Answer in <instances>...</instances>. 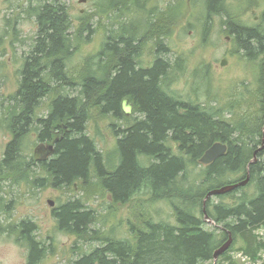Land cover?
Wrapping results in <instances>:
<instances>
[{
	"label": "trees",
	"instance_id": "1",
	"mask_svg": "<svg viewBox=\"0 0 264 264\" xmlns=\"http://www.w3.org/2000/svg\"><path fill=\"white\" fill-rule=\"evenodd\" d=\"M28 3L38 29L19 72L18 90L2 114L10 141L0 161V181L10 174L15 183L29 182L35 189L83 192L80 199L54 208L52 217L60 233L75 237L83 246L99 245L67 264H214V253L230 236L233 244L216 264H244L233 258L234 252L251 258L264 252L263 75L257 92L249 94L251 101L231 103L228 97L212 95H205L204 101L196 96L195 101H181L168 90L165 59L156 58L150 69L137 64L148 39L156 40L159 54L165 50L161 40L165 20L154 22L149 17L152 23L143 34L138 32L143 27H126L121 36L108 39L96 56L84 60L77 83L69 63L90 39V24L72 32L67 8L59 0ZM208 3L215 10L219 1ZM109 4L100 9L108 10ZM235 31L249 56L264 55V12L252 29ZM177 67L182 69L178 61ZM79 86V94L71 95ZM126 97L140 118L124 117L127 127L115 130L114 164L110 153L107 162L98 151L86 132L87 123L96 109L102 117L114 114L121 119L120 104ZM45 99H50L49 111L40 116L37 112ZM253 101L258 114L252 118ZM244 104L248 111H243ZM216 143L227 146L225 155L210 165L200 164ZM50 146L47 159H37V152ZM197 167L196 174L191 168ZM248 177L246 186L207 199L211 191ZM99 189L117 205L136 204L131 241L104 234L97 226L102 224L100 216L83 197ZM162 202L171 209L168 220L155 208ZM37 231L29 220L10 230V238L27 251L26 264H42L48 255H55L54 244L40 240Z\"/></svg>",
	"mask_w": 264,
	"mask_h": 264
},
{
	"label": "rangeland",
	"instance_id": "2",
	"mask_svg": "<svg viewBox=\"0 0 264 264\" xmlns=\"http://www.w3.org/2000/svg\"><path fill=\"white\" fill-rule=\"evenodd\" d=\"M59 2L67 8L73 26L72 32L81 28L85 22L89 23L91 28L90 39L80 47L69 63L72 75L78 79L77 83L81 81L79 72L84 65V60L101 52L108 39L117 38L119 34L126 31V27L130 29L134 27V30L143 27L142 30L138 31L140 35L143 34L147 30L145 26L152 21L149 19L151 17L149 12L151 11L156 16L164 14L166 16L169 10L167 11L165 6L172 4L171 10L174 17L179 10L177 0H116L115 6L112 5L106 11L100 9V6L109 4L108 0H85L84 2L83 0H59ZM35 5L36 3L33 6ZM31 7L28 0H0V161L3 158L5 147L10 141L8 132L1 124V118L4 117L2 114L9 98L18 90L21 78L19 72L22 69L24 57L31 51L37 35V23L31 13ZM262 10L258 9L256 15L260 14ZM181 11L179 19L174 17L175 22L171 29L172 36L169 33L165 42L169 43L173 53L179 54L178 57L173 55L174 62L178 60L180 63L181 53L186 55L188 70L178 73L171 72L170 76L173 82L170 85L171 91L168 89L169 92L174 93L184 102H190L196 97L200 101H204L206 88L208 85L212 86L211 78H202L205 77L206 69L214 74L213 93L223 98L228 97L226 101L229 100L234 103V94H240L246 87L255 92L256 74L253 73L251 64L246 62L238 66L232 63L233 59L231 58L227 59L228 62L225 66H222L223 58L217 56L218 54L209 55L206 47L205 49L196 46V32L191 24L193 22L191 12L182 9ZM215 40L217 42L216 47L227 48L225 34L222 31L215 35ZM147 47L146 54L140 62L143 61L149 65L159 57V54L154 52L150 40ZM141 67L146 66L141 65ZM174 70L176 71V67ZM79 89L80 86L75 87L73 92L67 91L66 93L75 96L79 94ZM194 91H197L196 94ZM244 100L251 101L252 98L249 95ZM247 104H244L243 111H248ZM49 106L50 99H45L38 110V114L45 116ZM257 110L258 106L255 101L251 102L249 112L252 114V118L253 116L257 117ZM135 116L140 118L137 113ZM89 118L87 134L96 141L98 148L106 156L114 152L117 140L115 130L118 128L125 129L127 122L123 118L116 119L114 114L102 117L97 109L90 112ZM31 142L33 144V141ZM45 154V150H40L37 152V159L46 158L47 155ZM110 159L116 164L114 155ZM107 160L109 161V158ZM191 170L197 174L200 168H191ZM8 175L9 177L2 178L0 181V226L17 225L23 220L33 221L38 228L39 239L54 244L55 255H48L42 264H67L69 260L78 258L82 252H88L99 245V243H95L83 246L82 242H78L75 237L60 233L56 229V223L52 217L54 208L69 200L80 199L84 196L83 192L78 189L75 192L69 189H35L29 182L15 183L12 176ZM252 189L253 186L248 189V192H251ZM83 198L87 205L96 210L100 216L102 224L97 226L103 230L104 234H110L116 239L131 241L129 229L130 223L136 222L133 217L136 212L134 209H137L136 204L117 205L112 202V198L106 192L100 189ZM140 198L148 199L143 195ZM224 201L231 202L229 198H225ZM50 202L53 206L50 205ZM155 208L161 211L163 219H169L171 209L166 203H158ZM208 226H213V224L208 223ZM239 253L234 252L233 256L242 261ZM26 262V249L18 246L13 238L0 235V264H26Z\"/></svg>",
	"mask_w": 264,
	"mask_h": 264
},
{
	"label": "flooded vegetation",
	"instance_id": "3",
	"mask_svg": "<svg viewBox=\"0 0 264 264\" xmlns=\"http://www.w3.org/2000/svg\"><path fill=\"white\" fill-rule=\"evenodd\" d=\"M113 2H111V6H115V2L116 0H112ZM178 1V7L179 10L177 11V15L174 16L175 18L179 19L181 17V9L182 10H189L191 13V17L193 19V22L191 23L192 26L195 29L196 35V46L200 47V48H207V53L210 55H217L220 56L222 59V66H225V64H227V59H233L232 63H235L238 66H241L243 63H250L252 66V71L254 74H256L255 76V92H257L258 90V84L257 81L259 80L260 76L263 75L264 77V72H262L260 70L259 67V63L260 60H264V55L263 54H259V53H255L253 54V56H249L248 55V51L241 46V42L238 38V34L235 31V28H245L246 29H252L253 28V19L250 20L248 19L247 14H256V12L258 11V9H264V0H261L259 3L254 4L252 0H218L219 3L217 5V7L215 8V10H211L209 7V0H177ZM168 3V2H166ZM109 4V5H110ZM172 4L166 5L165 9L169 12L168 14H166V16H156L154 14L151 15V19H153L154 22H159L160 20H165V23L167 26L165 29V36L162 37L161 40H163V45L165 46V50L161 51L160 54L158 53L157 49H155L154 45L156 43L155 39H148L147 41H145L144 45L142 46V49L140 51L139 57L137 58V64L141 67V65H144L146 67V69H150L152 68V66L154 65L156 59L151 63V64H146L143 61H141V59L143 58V56L146 54V49L147 44L149 43L150 40V44L151 46H153L154 48V52L158 55L159 57L163 58L166 60L168 67H167V74H168V78L167 81H169V90H170V85L173 82V79L171 78V72H185L184 70H188L187 67V62H186V55L184 53H181L183 55L180 54V65L182 67V69H179V71L177 70V61L176 60L174 62L173 60V55H176V57L179 56L178 53H173V50L171 48V46L169 45V43L165 42L167 36L170 35L172 36V26L175 22L173 14H172V10H171ZM164 9V10H165ZM180 11V12H179ZM165 15V14H164ZM229 16V17H227ZM153 17V18H152ZM158 17V18H157ZM163 17V18H162ZM232 17V18H231ZM259 17L260 16H256L254 17L255 23L258 24L259 23ZM195 20V21H194ZM134 29V27H133ZM240 30V29H239ZM222 33L225 34V41L227 42V48L226 49H222V48H218L216 47V40H215V35L217 33ZM192 33V32H191ZM118 36H121V34H119ZM117 36V37H118ZM169 39V38H168ZM106 44V43H105ZM152 48V49H153ZM205 48V49H206ZM252 57V58H251ZM235 60V61H234ZM184 63V65H183ZM176 67V71L174 70V68ZM177 75V74H176ZM204 76L202 77L203 79H210L212 80V86L208 85V87L205 90V95H212V96H217L213 93V83H214V74L212 73V71L208 72L207 69L204 72ZM199 87V86H198ZM171 91V90H170ZM250 93H252V90L249 89V87H246L240 94H237L233 92V94L235 95V101H243L244 98L246 96H248ZM232 95V94H231ZM230 95V96H231ZM203 96V95H202ZM218 97V96H217ZM124 100L128 101V104L132 105V111L130 113V115H126L123 111V102ZM196 98H194L193 101H195ZM121 112L122 115L121 117H127V118H131L132 116H135V111H134V104L130 101L129 98H123L121 100ZM140 116V115H139ZM134 118H137L136 116ZM138 119V118H137ZM43 150L46 151L45 155H49V151L52 152V148H43ZM8 226V227H7ZM12 229L11 224H6V226L2 227L0 226V235H7V237L10 238V230Z\"/></svg>",
	"mask_w": 264,
	"mask_h": 264
},
{
	"label": "water",
	"instance_id": "4",
	"mask_svg": "<svg viewBox=\"0 0 264 264\" xmlns=\"http://www.w3.org/2000/svg\"><path fill=\"white\" fill-rule=\"evenodd\" d=\"M84 1L85 0H83V2ZM123 111L126 115H130V113L132 111V105L128 104L127 100H125L123 102ZM263 143H264V138H263ZM262 149H264V144L262 145L260 150H262ZM260 150H258V151H260ZM258 151L255 152V160H256V155H257ZM226 152H227V146L226 145H223L221 143L214 144L209 150H207L206 154L201 159V163L203 165H209V164L213 163L216 159L225 155ZM248 181H249V177L244 182L234 184V185H230V186H226L222 189L213 190L208 194L207 199L214 197V196L224 195V194L232 192V191H234L240 187L246 186ZM232 244H233V238H232V236H230L229 240L219 250H217L215 252V254H214L215 263L214 264L217 263L220 256H222L225 252H227L230 249Z\"/></svg>",
	"mask_w": 264,
	"mask_h": 264
},
{
	"label": "bare ground",
	"instance_id": "5",
	"mask_svg": "<svg viewBox=\"0 0 264 264\" xmlns=\"http://www.w3.org/2000/svg\"><path fill=\"white\" fill-rule=\"evenodd\" d=\"M253 1V3L254 4H257V3H259L261 0H252ZM263 12H264V9L262 10V12L260 13V14H247V16H248V19H250V20H252L253 19V27L254 26H256V25H258V24H256L255 23V20H254V17H256V16H260L259 17V22H260V19H261V17H262V14H263ZM257 13V12H256ZM232 18V17H231ZM259 67H260V70L262 71V72H264V60L262 61V60H260V63H259ZM144 68V67H143ZM125 101V100H124ZM9 102V101H8ZM43 103V102H42ZM8 104V103H7ZM42 105V104H41ZM40 105V106H41ZM131 105V104H130ZM10 106V104L8 105V107ZM40 108V107H39ZM180 108V107H179ZM39 110V109H38ZM48 111H49V109H48ZM47 111V112H48ZM38 113V112H37ZM263 120H264V116H263ZM173 144V143H172ZM96 146H97V149H98V151L100 152V153H102L103 155H105L99 148H98V145H97V143H96ZM50 148H52L51 146H50ZM176 148L177 147H175L174 146V149L176 150ZM177 152V151H176ZM207 152V151H206ZM206 152L204 153V155L206 154ZM111 155H114V157L116 158V154H115V151L114 152H112V153H110ZM204 155L200 158V160H199V163L201 164V159L204 157ZM47 157H48V155L46 156V158H44L43 157V159L42 160H45V159H47ZM105 157L107 158V156L105 155ZM117 159V158H116ZM107 162H108V160H107ZM215 162V161H214ZM189 166L190 167H192V166H198V165H194V164H189ZM238 184V183H237ZM75 190H77V189H75ZM69 201H72V200H69ZM68 202V201H67ZM50 205L51 206H53V204L50 202ZM230 238V237H229ZM229 240V239H228ZM220 249V248H219ZM218 249V250H219ZM217 251V250H216ZM236 253V252H235ZM215 254V253H214ZM240 255H241V257H242V262L244 263V264H263L264 263V252H262V253H260V254H258V256L257 257H255V258H251V257H248V256H246V255H244L242 252H240L239 253ZM232 256H233V254H232ZM233 258L235 259V257L233 256ZM214 263H215V260H214Z\"/></svg>",
	"mask_w": 264,
	"mask_h": 264
}]
</instances>
